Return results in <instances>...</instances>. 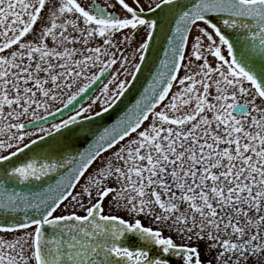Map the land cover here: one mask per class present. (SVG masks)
<instances>
[{
	"label": "snow or ice",
	"instance_id": "snow-or-ice-1",
	"mask_svg": "<svg viewBox=\"0 0 264 264\" xmlns=\"http://www.w3.org/2000/svg\"><path fill=\"white\" fill-rule=\"evenodd\" d=\"M0 264H264V0H0Z\"/></svg>",
	"mask_w": 264,
	"mask_h": 264
},
{
	"label": "water",
	"instance_id": "water-1",
	"mask_svg": "<svg viewBox=\"0 0 264 264\" xmlns=\"http://www.w3.org/2000/svg\"><path fill=\"white\" fill-rule=\"evenodd\" d=\"M163 58V51L161 49L159 53V58H156L155 55L150 57V63L143 68V71L138 74V80L136 81V87L131 91V93L127 94L126 98H124V102L120 103L117 107H115L113 110H110L108 116H103L99 119H95L94 123L91 125L92 129H99L101 127H106L109 124H111L121 113L122 110L125 109L126 104H130L133 102L136 98H138L139 93L143 91V86H146L147 80L151 79V72H154L156 70V67L159 65V59ZM154 60V63L151 61ZM98 86H95L93 90L89 93L91 95L94 90ZM87 100V96L84 97L83 100H81L78 97V103H84ZM77 103V102H74ZM78 106V104H77ZM71 107V106H70ZM59 115V114H58ZM92 139L91 133L88 134L87 139L84 137V133L77 130V134L75 136H72L68 143L72 146L74 149H80L83 150L88 146V143ZM33 191H36V188L32 189Z\"/></svg>",
	"mask_w": 264,
	"mask_h": 264
},
{
	"label": "flooded vegetation",
	"instance_id": "flooded-vegetation-1",
	"mask_svg": "<svg viewBox=\"0 0 264 264\" xmlns=\"http://www.w3.org/2000/svg\"><path fill=\"white\" fill-rule=\"evenodd\" d=\"M81 2H82V3H85V2H86V3H91L92 0H81ZM96 3H100V4H102V3H103V0H96ZM109 10L112 11L113 9H109ZM115 11H117V12L120 11L118 5H117ZM142 35H143V33H141L140 36L137 37V40H139L140 37H141ZM101 86H102V85H101ZM98 89H99V88H98ZM98 89H97V91H98ZM97 91H96V92H97ZM96 92H95V93H96ZM95 93H94V94H95ZM94 94H93V95H94ZM88 100H89V99H88ZM88 100H87V101H88ZM98 110H99V109H98ZM69 114H71V113L69 112ZM60 118H62V117H60Z\"/></svg>",
	"mask_w": 264,
	"mask_h": 264
},
{
	"label": "rangeland",
	"instance_id": "rangeland-1",
	"mask_svg": "<svg viewBox=\"0 0 264 264\" xmlns=\"http://www.w3.org/2000/svg\"><path fill=\"white\" fill-rule=\"evenodd\" d=\"M98 92H99V89H98V91L96 93H98ZM89 103H91L90 100H88L85 104H89ZM98 109H99V106L98 105L94 106V110H98Z\"/></svg>",
	"mask_w": 264,
	"mask_h": 264
},
{
	"label": "bare ground",
	"instance_id": "bare-ground-1",
	"mask_svg": "<svg viewBox=\"0 0 264 264\" xmlns=\"http://www.w3.org/2000/svg\"><path fill=\"white\" fill-rule=\"evenodd\" d=\"M94 91H95V90H94ZM93 93H94V92H93ZM93 93H92V94H93ZM92 94H91V95H92ZM87 100H88V98H87Z\"/></svg>",
	"mask_w": 264,
	"mask_h": 264
}]
</instances>
